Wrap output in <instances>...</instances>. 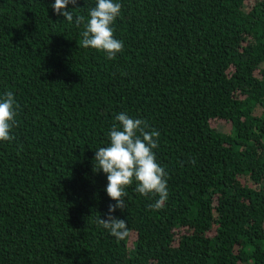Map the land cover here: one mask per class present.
Masks as SVG:
<instances>
[{"label": "trees", "instance_id": "16d2710c", "mask_svg": "<svg viewBox=\"0 0 264 264\" xmlns=\"http://www.w3.org/2000/svg\"><path fill=\"white\" fill-rule=\"evenodd\" d=\"M97 2L69 4L70 24L55 0H0V99L19 104L0 141V264H264V0H113L115 59L80 46ZM121 112L159 131L169 196L151 209L134 180L118 241L93 169Z\"/></svg>", "mask_w": 264, "mask_h": 264}, {"label": "clouds", "instance_id": "9594fccd", "mask_svg": "<svg viewBox=\"0 0 264 264\" xmlns=\"http://www.w3.org/2000/svg\"><path fill=\"white\" fill-rule=\"evenodd\" d=\"M76 5L77 0H55L52 6L57 15L62 14L71 24L73 13L68 10V5ZM122 5L113 0H98L96 7L89 10V17L85 30L81 33L83 39L80 46L93 48L106 52L108 59H115L124 49L123 42L114 37L112 27L120 16ZM85 18L78 16L75 24L79 27L84 24ZM19 104L13 92H7L0 99V141L15 140L12 130L17 126V109ZM118 124H113L110 135V144L100 147L95 153L94 171L101 169L107 174V193L117 203L109 205L107 219L97 217V224L109 230L110 234L118 241L129 235L128 224L125 220L112 215L117 208L122 211L126 208L124 197L127 196L126 188L135 180V191L147 197L150 194L158 195L159 199L149 205L151 209L159 210L168 199L167 172L156 158L153 149L159 146V131H148L146 120L131 118L127 113L116 115Z\"/></svg>", "mask_w": 264, "mask_h": 264}, {"label": "rangeland", "instance_id": "374dc122", "mask_svg": "<svg viewBox=\"0 0 264 264\" xmlns=\"http://www.w3.org/2000/svg\"><path fill=\"white\" fill-rule=\"evenodd\" d=\"M212 125H213L214 127L222 128V122L213 121V122H212ZM218 125H219V126H218ZM223 126H224V125H223Z\"/></svg>", "mask_w": 264, "mask_h": 264}]
</instances>
